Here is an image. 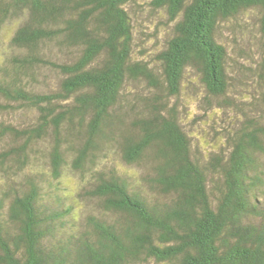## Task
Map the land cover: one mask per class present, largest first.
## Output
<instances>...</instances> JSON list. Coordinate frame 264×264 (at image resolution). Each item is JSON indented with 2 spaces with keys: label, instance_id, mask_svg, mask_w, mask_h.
I'll use <instances>...</instances> for the list:
<instances>
[{
  "label": "trees",
  "instance_id": "trees-1",
  "mask_svg": "<svg viewBox=\"0 0 264 264\" xmlns=\"http://www.w3.org/2000/svg\"><path fill=\"white\" fill-rule=\"evenodd\" d=\"M4 44L0 264H264V0H0Z\"/></svg>",
  "mask_w": 264,
  "mask_h": 264
},
{
  "label": "rangeland",
  "instance_id": "rangeland-1",
  "mask_svg": "<svg viewBox=\"0 0 264 264\" xmlns=\"http://www.w3.org/2000/svg\"><path fill=\"white\" fill-rule=\"evenodd\" d=\"M162 13H160L159 11L158 12H155V13H146L143 20H142V25H144V28L143 30L145 31L144 34H156L157 37H159V40H160V43L163 41L162 38V34H163V25L162 23L161 24H158L157 28H155L156 26L153 25V23L157 24L158 21H160L162 19ZM249 21H251V19H248V23ZM244 32H247V30L244 29ZM147 40L145 39L144 40V45H145V48L147 50V52H152L153 51V47H151L152 43H153V38L151 36H148L146 37ZM7 38L5 37L4 38V41H6ZM154 46V45H153ZM4 47H5V44L3 45V49H0V64H1V61L3 60L4 58ZM251 50L252 51H256V47L255 45H252L251 47ZM192 79L193 81L195 80L194 77H192L190 74L187 76V80L185 81L184 83V94H186L187 96H191L190 94H192V90L191 89H194L196 88V86L192 85L191 83L188 82V80ZM54 81V80H53ZM199 110V109H198ZM200 111V110H199ZM204 111V110H203ZM204 113V112H202ZM206 113V111H205ZM204 113V114H205ZM13 117L12 113L9 115H6L4 113V116H2V118L4 119H9L10 117ZM206 117V114L205 115H201L199 116V119L198 120H195L196 118H193V120H195V122L192 123V121L190 120L189 123H188V126L191 128V129H195L199 123H201V121L203 120V118ZM209 118V116H208ZM16 119V118H13V120ZM202 146H203V143H202ZM205 147V146H204ZM120 167H122V169L124 168V170H126L127 172L129 173H132V174H135V168L133 167H128V166H125V165H121ZM76 179H71L70 178V183L73 184V182L75 181ZM66 183V182H65ZM67 183H69V180H67ZM68 191L71 192L70 189H68Z\"/></svg>",
  "mask_w": 264,
  "mask_h": 264
}]
</instances>
